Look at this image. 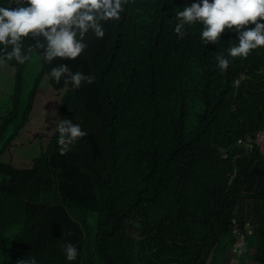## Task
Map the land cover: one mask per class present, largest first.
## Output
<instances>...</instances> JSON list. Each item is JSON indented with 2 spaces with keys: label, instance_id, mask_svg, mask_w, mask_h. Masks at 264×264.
Segmentation results:
<instances>
[{
  "label": "trees",
  "instance_id": "1",
  "mask_svg": "<svg viewBox=\"0 0 264 264\" xmlns=\"http://www.w3.org/2000/svg\"><path fill=\"white\" fill-rule=\"evenodd\" d=\"M198 2L131 0L120 20L104 24L103 38L86 35L76 60L40 57L26 100L30 60L0 61L14 84L0 120V156L25 127L46 75L64 90L59 118L70 119L73 102H84L79 125L87 135L66 155L78 170L75 182L90 187L97 203L92 231L86 209L39 200L49 182L40 172L58 142L54 125L31 167L0 160V264H207L234 235L233 219L253 225L254 260L264 264V153L254 142L264 132V47L231 58L222 73L215 57L238 45L235 31L207 45L202 23L185 24L183 38L174 31L177 13ZM10 3L0 7H17ZM29 43L35 40L24 38L25 51ZM59 64L94 75V83L57 84L48 73ZM66 242L79 251L75 261L66 259Z\"/></svg>",
  "mask_w": 264,
  "mask_h": 264
},
{
  "label": "clouds",
  "instance_id": "2",
  "mask_svg": "<svg viewBox=\"0 0 264 264\" xmlns=\"http://www.w3.org/2000/svg\"><path fill=\"white\" fill-rule=\"evenodd\" d=\"M131 0H11L17 7H0V61L15 60L24 64L35 51L46 63L56 58L76 60L88 45L86 35L91 32L97 38L105 35L104 24L118 21ZM179 22L175 33L183 38L185 24L202 23V42L217 44L221 34L235 31L238 45L230 47L228 57L216 55L217 67L223 73L231 58L247 57L257 48L264 47V0H199L177 13ZM254 25V27H248ZM24 38L35 40L24 50ZM48 76L64 87L80 88L84 83L92 84L94 75L73 72L67 65L51 67ZM238 85L239 81H235ZM50 121L59 133L58 145L61 155L72 150L78 139L87 135L79 124L71 119L57 118L55 109L49 113ZM63 235H70L64 232ZM68 261H75L79 255L77 247L66 242L63 245ZM17 264H36L34 258L21 259Z\"/></svg>",
  "mask_w": 264,
  "mask_h": 264
},
{
  "label": "rangeland",
  "instance_id": "3",
  "mask_svg": "<svg viewBox=\"0 0 264 264\" xmlns=\"http://www.w3.org/2000/svg\"><path fill=\"white\" fill-rule=\"evenodd\" d=\"M2 64L0 63V120L11 107L14 89V84L7 81L5 77ZM41 68L40 56L34 53L24 73V100H26ZM63 92L64 90H54L48 77L42 76L28 121L9 148L0 156L2 162L18 169L31 167L33 158L46 149L51 139L54 124L50 123L53 117L49 113L55 109L58 114L57 118L60 117V99ZM83 112V100H75L70 118L74 124L80 123ZM77 174L78 170L68 161L67 155L60 154L57 142L53 153L46 159L40 172L41 178L49 182L48 186L43 188L39 200L57 201L69 210L86 209L91 219L90 228L95 231L96 195L90 187H81L75 182ZM132 230L133 235L136 236L138 232L134 225ZM234 236L236 235L231 233L227 236L221 246L207 259V264H258L254 260L257 240L253 232V225H249L244 237L234 238Z\"/></svg>",
  "mask_w": 264,
  "mask_h": 264
},
{
  "label": "built area",
  "instance_id": "4",
  "mask_svg": "<svg viewBox=\"0 0 264 264\" xmlns=\"http://www.w3.org/2000/svg\"><path fill=\"white\" fill-rule=\"evenodd\" d=\"M254 142L257 144L258 148L262 153H264V132L260 131L257 133ZM249 226L248 219H245L244 226L241 228L236 219L232 220L231 230L232 233L235 234L238 238H242L244 236V229Z\"/></svg>",
  "mask_w": 264,
  "mask_h": 264
}]
</instances>
